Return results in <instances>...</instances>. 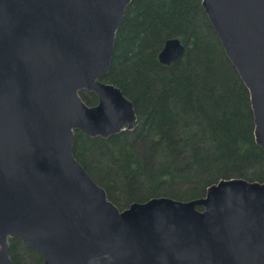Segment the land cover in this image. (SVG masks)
<instances>
[{
  "label": "water",
  "instance_id": "1",
  "mask_svg": "<svg viewBox=\"0 0 264 264\" xmlns=\"http://www.w3.org/2000/svg\"><path fill=\"white\" fill-rule=\"evenodd\" d=\"M131 3L0 0V264H13L11 239L44 264H264V184L220 181L198 200L120 210L75 159L76 131L107 139L135 128L132 101L100 82ZM202 6L249 91L264 150V0ZM184 52L170 39L159 62Z\"/></svg>",
  "mask_w": 264,
  "mask_h": 264
},
{
  "label": "trees",
  "instance_id": "2",
  "mask_svg": "<svg viewBox=\"0 0 264 264\" xmlns=\"http://www.w3.org/2000/svg\"><path fill=\"white\" fill-rule=\"evenodd\" d=\"M172 38L185 52L163 66L158 55ZM106 82L133 102L135 130L107 139L76 131L73 155L120 210L155 198L198 200L220 181L264 184L249 91L202 0H132ZM80 97L98 104L94 95ZM9 257L13 264H44L16 239L9 240Z\"/></svg>",
  "mask_w": 264,
  "mask_h": 264
},
{
  "label": "flooded vegetation",
  "instance_id": "3",
  "mask_svg": "<svg viewBox=\"0 0 264 264\" xmlns=\"http://www.w3.org/2000/svg\"><path fill=\"white\" fill-rule=\"evenodd\" d=\"M173 39V38H172ZM165 45V44H164ZM184 45V44H183ZM164 48V47H163ZM163 50V49H162ZM159 55H160V53H159ZM159 55H158V62H159ZM160 63V62H159ZM161 64V63H160ZM162 65V64H161ZM235 71H236V73H237V70L235 69ZM238 74V73H237ZM108 76V75H107ZM107 76L105 77V78H103L100 82L102 83V84H105V85H113V84H109V83H107L106 82V78H107ZM239 76V75H238ZM113 86H115V85H113ZM116 87V86H115ZM83 93H86V94H89V95H94L96 98H97V103L99 104V99H98V97L94 94V93H89V92H83ZM97 104V105H98ZM96 105V106H97ZM94 107V106H93ZM137 121H138V119H137ZM137 121H136V124H137ZM136 124H135V126H136ZM135 130V128L132 130V131H134Z\"/></svg>",
  "mask_w": 264,
  "mask_h": 264
},
{
  "label": "rangeland",
  "instance_id": "4",
  "mask_svg": "<svg viewBox=\"0 0 264 264\" xmlns=\"http://www.w3.org/2000/svg\"><path fill=\"white\" fill-rule=\"evenodd\" d=\"M133 103V102H132ZM134 105V104H133ZM135 108V107H134ZM136 110V109H135ZM137 114V113H136Z\"/></svg>",
  "mask_w": 264,
  "mask_h": 264
},
{
  "label": "bare ground",
  "instance_id": "5",
  "mask_svg": "<svg viewBox=\"0 0 264 264\" xmlns=\"http://www.w3.org/2000/svg\"><path fill=\"white\" fill-rule=\"evenodd\" d=\"M175 201V200H174Z\"/></svg>",
  "mask_w": 264,
  "mask_h": 264
}]
</instances>
